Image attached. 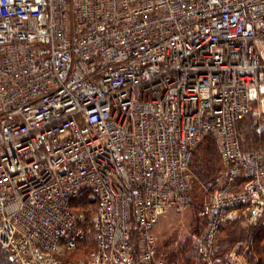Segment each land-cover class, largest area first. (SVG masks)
<instances>
[{
    "label": "built area",
    "instance_id": "1",
    "mask_svg": "<svg viewBox=\"0 0 264 264\" xmlns=\"http://www.w3.org/2000/svg\"><path fill=\"white\" fill-rule=\"evenodd\" d=\"M250 112L264 131V0H0V247L15 264H169L153 227L189 204L212 135L207 259L226 222L264 216ZM90 231L91 253L66 258Z\"/></svg>",
    "mask_w": 264,
    "mask_h": 264
},
{
    "label": "rangeland",
    "instance_id": "2",
    "mask_svg": "<svg viewBox=\"0 0 264 264\" xmlns=\"http://www.w3.org/2000/svg\"><path fill=\"white\" fill-rule=\"evenodd\" d=\"M256 115L255 113L251 112L249 113L245 119L240 122L238 125L241 129L242 134V143L243 146L250 148V149H261L264 151V132H260L261 134H258L255 130L252 129L255 124ZM239 129V130H240ZM249 129V131H248ZM252 129V130H251ZM243 131V132H242ZM253 131V132H252ZM255 133V134H254ZM254 138V140H253ZM213 144V145H212ZM215 143L213 141V138L208 135L202 142L199 144V146L196 148V151L194 155L191 158L190 161V189L188 192V196L190 199L189 204L182 208L180 211L175 210L174 208H169L164 214H162L158 221L154 224L153 227V233L156 235L157 245L159 250L164 251V255L167 257V252L165 250L171 247H177L182 243L183 240H185V237L190 235V232L194 229V223L193 218L195 216L198 217V211L200 210V207L204 205V202L208 200V197L210 195V192H212L219 183V178H221L222 171H223V164L220 159L219 153L217 151V147L215 146ZM213 146V147H212ZM213 148L215 158L212 162H210L209 171L207 174L205 171L201 170L197 159L200 158V154H203L204 151L207 148ZM198 165V167H197ZM216 180V183L213 184V180ZM244 214V213H243ZM242 212L236 215L233 220H230L226 222L220 229L219 234L217 235L214 244L213 249H211L209 257L207 259L202 258V256L199 253V244H196L197 249L192 252H190L189 248L187 250V253H191L194 255H197L198 259L201 261H208L211 262L210 264H226V262L229 264V261L232 257L234 259L236 258L238 260V264H245L244 263V248L246 245L243 246V248L239 249V244H235L233 247H230L228 249H225L224 252H222L220 257L216 256L213 252L215 250L217 245L221 244V249L226 248L227 246V239L228 236H231L233 233H235V236H239L240 238L246 236V226L248 223L246 222ZM198 219V218H197ZM89 222V218H87ZM247 224V225H246ZM234 228H232L233 226ZM93 233L92 231L88 232L84 237L82 242H86V246H80L76 250L70 251L68 254H66V258H70L72 260H75L78 257H84L86 255H89L92 251V248L94 246L93 242ZM193 240L195 237H192ZM198 240V239H197ZM196 240V242H197ZM199 242V240H198ZM81 245V244H80ZM213 252V253H212ZM233 252V255L231 256V253ZM212 253V254H211ZM215 255V256H213ZM167 262V261H166ZM207 262V263H208ZM169 260H168V262ZM209 264V263H208Z\"/></svg>",
    "mask_w": 264,
    "mask_h": 264
},
{
    "label": "trees",
    "instance_id": "3",
    "mask_svg": "<svg viewBox=\"0 0 264 264\" xmlns=\"http://www.w3.org/2000/svg\"><path fill=\"white\" fill-rule=\"evenodd\" d=\"M246 116H244L238 122V125L240 124V122H242L245 119ZM253 126L254 127H252V129L254 130L255 124ZM238 129H240L239 126H238ZM255 130H254V132H255ZM248 131H249V129H248ZM262 132H264V131H262ZM239 133H240V140H241L242 139L241 129L239 130ZM258 134H261V133H258ZM207 136H205L204 138H206ZM210 136L213 138V141L215 143L214 147L215 146L217 147L214 137L212 135H210ZM204 138L202 140H204ZM202 140H201V142H202ZM253 140H254V138H253ZM241 143H242V140H241ZM199 144L194 148L192 156L194 155L196 148L199 146ZM242 145H243V143H242ZM217 151H218V148H217ZM218 153H219V151H218ZM214 154L215 153L213 151V148L209 147L204 151L203 154H200V158L197 159L200 169L205 171L206 174L208 172H210L208 167H210V162H212L215 158ZM219 156H220V154H219ZM198 165H197V167H198ZM215 183H216V180L214 179L213 184H215ZM75 202L76 203H74V205L78 208V210L80 212H82L84 214L86 219L90 218V216L92 215V211H93V205H92L91 200L89 198H87L86 196H81ZM199 211H198V217L195 216L193 218L194 229L190 232V235L185 237V240H183L182 243H180V245H178L177 247L175 246V247H171L170 250H168L169 248H167L165 250V252H167V259L169 260L170 264H208V263L210 264L211 263L208 261H206V262L202 261V263H201V261H200L201 259L199 260L197 255L187 253L188 248H189L190 252H192L193 249L194 250L197 249L196 244H198V240L201 236V232L203 229V225H202L203 223H202L201 217L199 216ZM231 226H233V225H231ZM246 227H247L246 228L247 231H246L245 237L240 238L239 236H235V233H233L231 236H228V239L226 241V243H227L226 248L221 249L220 248L221 244H219L216 246L218 248L213 250L214 254L216 256L220 257V255H222L221 253L224 252L225 249L233 247L235 244H239L240 250L243 248L244 245H246L244 248L245 252L243 255L244 259H245L244 263L245 264H264V216L262 218H260L256 223H248V225ZM232 228H234V226ZM192 237H195V239L193 240ZM196 240H197V242H196ZM213 248L214 247H212V249ZM215 255H213V256H215ZM0 264H15V262H13L10 259V257L8 256V252L6 250H4L2 247H0ZM226 264H228V263L226 262Z\"/></svg>",
    "mask_w": 264,
    "mask_h": 264
}]
</instances>
